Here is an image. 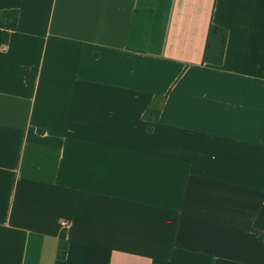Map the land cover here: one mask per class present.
<instances>
[{
	"label": "crops",
	"instance_id": "crops-1",
	"mask_svg": "<svg viewBox=\"0 0 264 264\" xmlns=\"http://www.w3.org/2000/svg\"><path fill=\"white\" fill-rule=\"evenodd\" d=\"M5 11L0 264H264V0Z\"/></svg>",
	"mask_w": 264,
	"mask_h": 264
},
{
	"label": "trees",
	"instance_id": "trees-1",
	"mask_svg": "<svg viewBox=\"0 0 264 264\" xmlns=\"http://www.w3.org/2000/svg\"><path fill=\"white\" fill-rule=\"evenodd\" d=\"M19 12L18 11H5L0 14V28L16 30L18 24ZM228 39V32L226 29L212 25L210 27L206 48L204 51L203 62L204 64L212 66H222L225 57L226 44ZM164 99L158 97L152 103L145 114V119L148 121H158ZM66 232L63 238L67 240ZM67 246L62 245L60 249V258L66 257Z\"/></svg>",
	"mask_w": 264,
	"mask_h": 264
},
{
	"label": "built area",
	"instance_id": "built-area-1",
	"mask_svg": "<svg viewBox=\"0 0 264 264\" xmlns=\"http://www.w3.org/2000/svg\"><path fill=\"white\" fill-rule=\"evenodd\" d=\"M67 233V232H66ZM66 236H67V234H66Z\"/></svg>",
	"mask_w": 264,
	"mask_h": 264
}]
</instances>
